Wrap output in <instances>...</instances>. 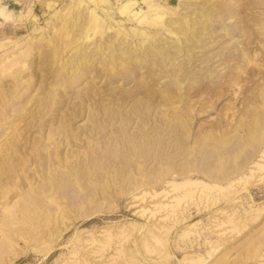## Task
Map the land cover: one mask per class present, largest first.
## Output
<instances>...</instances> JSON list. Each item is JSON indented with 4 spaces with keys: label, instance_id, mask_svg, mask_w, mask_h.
<instances>
[{
    "label": "rangeland",
    "instance_id": "374dc122",
    "mask_svg": "<svg viewBox=\"0 0 264 264\" xmlns=\"http://www.w3.org/2000/svg\"><path fill=\"white\" fill-rule=\"evenodd\" d=\"M0 151V264H264V0L55 1L0 36Z\"/></svg>",
    "mask_w": 264,
    "mask_h": 264
},
{
    "label": "crops",
    "instance_id": "0c3cea01",
    "mask_svg": "<svg viewBox=\"0 0 264 264\" xmlns=\"http://www.w3.org/2000/svg\"><path fill=\"white\" fill-rule=\"evenodd\" d=\"M29 7L25 10L9 4L2 5L6 10L13 11L11 20H4L0 17V36L9 33H16L20 29L27 28L34 22L35 17L39 18L42 14L49 11L57 0H29ZM170 4V3H169ZM11 36V35H10Z\"/></svg>",
    "mask_w": 264,
    "mask_h": 264
},
{
    "label": "bare ground",
    "instance_id": "6f19581e",
    "mask_svg": "<svg viewBox=\"0 0 264 264\" xmlns=\"http://www.w3.org/2000/svg\"><path fill=\"white\" fill-rule=\"evenodd\" d=\"M75 1V0H74ZM153 8H156V6L154 7L153 5H151ZM0 17L1 18H3L4 20H11L12 18H13V13H12V11H10V10H6L5 9V7H3V6H0ZM61 18V17H60ZM36 43V42H35ZM34 45V44H33ZM32 45V46H33ZM36 46V45H35ZM34 48V47H33ZM14 61H15V59H14ZM16 64V63H15ZM12 66V65H11ZM15 66V65H14ZM3 68V67H2ZM4 69V68H3ZM4 71V70H3ZM4 75V74H3ZM2 75V76H3ZM10 80V79H9ZM8 80V81H9ZM73 80V79H72ZM11 81V80H10ZM12 82V81H11ZM11 82H10V84H11ZM9 84V85H10ZM2 98V97H1ZM11 102V101H10ZM4 116V115H3ZM10 131V130H9ZM12 134V133H11ZM48 134H50V132H48ZM54 134V133H53ZM7 136H9V135H7ZM52 136V135H51ZM155 138V137H154ZM48 139V138H47ZM3 140V139H2ZM19 142V141H18ZM156 142V141H155ZM154 142V143H155ZM2 143V142H1ZM10 143V142H9ZM12 144V143H11ZM7 145V144H6ZM14 145V144H13ZM9 146V145H8ZM13 147V146H12ZM3 148H6V147H4L3 146ZM2 148V149H3ZM10 149H11V147H9ZM15 148V147H14ZM16 149H17V147H16ZM31 149V148H30ZM3 151H5V150H3ZM14 151V150H13ZM1 152V151H0ZM15 152V151H14ZM3 153V152H2ZM209 153H210V151L208 152V150H202L201 152H200V155H201V164H200V168L202 169V171L204 172V173H206V174H208L210 177H212V178H217V179H220V178H224L225 177V175H224V171H222L220 168H216V164H215V160H216V158H214V159H211L212 157L209 155ZM214 153V152H213ZM15 154V153H14ZM20 154V153H19ZM5 155V154H4ZM43 155V154H42ZM22 156H23V154H22ZM215 156V155H214ZM31 157V156H30ZM20 158V157H19ZM220 158V157H219ZM4 159V158H3ZM5 160V159H4ZM20 160V159H19ZM50 160H51V158H49L48 159V162H50ZM21 161V160H20ZM36 161L39 163V164H42L43 162H44V159H36ZM199 161H200V159H199ZM1 163V162H0ZM18 165V164H17ZM3 166H4V164H3ZM7 166V165H6ZM65 166V165H64ZM1 167V166H0ZM8 167V166H7ZM5 168V167H4ZM15 169H16V167H15ZM215 169L216 170H218V171H216V172H214L215 171ZM10 170V169H9ZM213 171V172H212ZM9 172V171H8ZM12 174V173H11ZM0 177H1V175H0ZM11 177V176H10ZM14 177V176H13ZM16 177H18L17 175H16ZM30 181V180H29ZM188 182V181H187ZM195 183V182H194ZM193 184V183H192ZM188 185V184H187ZM186 185V186H187ZM175 186V185H174ZM204 186V185H203ZM173 187V186H172ZM180 187V186H179ZM189 187V186H188ZM232 187V186H231ZM175 188V187H174ZM183 188V187H182ZM187 188V187H186ZM226 188V187H225ZM229 188V187H228ZM210 190V189H209ZM220 191V190H219ZM222 191H224V190H222ZM222 191H221V194H222ZM228 192V191H227ZM231 192V191H230ZM72 193H74L73 191H72ZM226 193V192H225ZM71 195V194H70ZM231 195V194H230ZM188 196V195H187ZM223 196V195H222ZM227 197H228V195H227ZM76 198V197H75ZM189 198V197H188ZM229 198V197H228ZM178 199V198H177ZM37 200V199H36ZM73 200V199H72ZM41 201V200H40ZM170 213V212H169ZM172 213V212H171ZM235 213V212H234ZM168 215V214H167ZM230 217V216H229ZM256 218V217H255ZM229 219V218H228ZM171 221H172V219H170ZM169 220V221H170ZM175 221V220H174ZM226 221V220H225ZM227 222V221H226ZM225 222V223H226ZM231 222V221H230ZM243 222V221H242ZM227 224V223H226ZM239 224V223H238ZM237 224V225H238ZM230 226H231V224H229ZM235 225V224H234ZM233 225V226H234ZM174 226V225H173ZM239 226V225H238ZM235 227V226H234ZM172 229V228H171ZM236 229V228H235ZM211 231V230H210ZM209 231V232H210ZM166 232V231H165ZM170 232V231H169ZM168 232V233H169ZM207 232V231H206ZM167 233V232H166ZM211 233V232H210ZM153 236H154V234H152ZM205 235H206V233H205ZM147 236V235H146ZM155 237V236H154ZM157 237H159V236H157ZM3 240L0 242V245L2 246V247H7V245H8V242H9V239H8V237H7V235H5L4 233H3ZM162 238V237H161ZM7 239V240H6ZM146 239V238H145ZM166 239V238H165ZM144 240V239H143ZM149 240V239H148ZM162 241V240H161ZM106 242V241H105ZM110 242V241H109ZM109 242H108V244H109ZM148 242V241H147ZM163 242V241H162ZM152 243V242H151ZM107 243H106V245H108ZM149 244V243H148ZM163 244V243H162ZM260 244H263V243H259V245ZM106 245H104V246H106ZM154 245V244H153ZM258 245V246H259ZM136 246V245H135ZM9 247V246H8ZM136 248V247H135ZM144 248V247H143ZM259 248V247H258ZM260 248H261V246H260ZM7 250V249H6ZM166 250V249H165ZM3 251V250H2ZM120 254V253H119ZM121 254L123 255V253L121 252ZM144 255V254H143ZM263 255V254H262ZM192 256V255H191ZM190 256V257H191ZM199 256V255H198ZM163 257H165V256H163ZM189 257V258H190ZM200 257H201V255H200ZM258 257H260V256H258ZM166 258V257H165ZM188 258V257H187ZM167 259V258H166ZM184 259V258H183ZM264 259V258H263ZM185 260V259H184ZM135 261V260H134Z\"/></svg>",
    "mask_w": 264,
    "mask_h": 264
}]
</instances>
